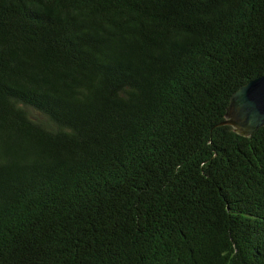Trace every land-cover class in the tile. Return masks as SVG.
<instances>
[{"label":"trees","instance_id":"16d2710c","mask_svg":"<svg viewBox=\"0 0 264 264\" xmlns=\"http://www.w3.org/2000/svg\"><path fill=\"white\" fill-rule=\"evenodd\" d=\"M264 0H0V264H264Z\"/></svg>","mask_w":264,"mask_h":264},{"label":"water","instance_id":"95a60500","mask_svg":"<svg viewBox=\"0 0 264 264\" xmlns=\"http://www.w3.org/2000/svg\"><path fill=\"white\" fill-rule=\"evenodd\" d=\"M225 124L244 137L264 127V74L234 93Z\"/></svg>","mask_w":264,"mask_h":264}]
</instances>
